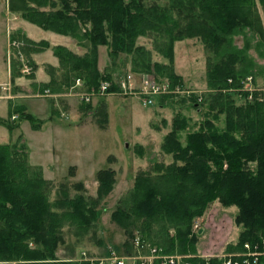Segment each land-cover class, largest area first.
Instances as JSON below:
<instances>
[{"label": "trees", "instance_id": "1", "mask_svg": "<svg viewBox=\"0 0 264 264\" xmlns=\"http://www.w3.org/2000/svg\"><path fill=\"white\" fill-rule=\"evenodd\" d=\"M8 8L44 30L70 36L89 48L79 55L63 45L54 47L65 79V85L59 84L65 90L77 79L84 90L112 81L114 72L98 68L101 45L109 49L113 60L131 55V72L166 81L172 92L187 89L174 69V43L195 37L204 45L209 90L199 98L168 93L156 99L162 103L178 97L194 103L196 109L205 107L203 121L182 144L179 131L187 119L176 116L161 146L173 162L140 170L133 187L117 202L111 219L126 235L124 243L114 247L117 253L147 254L155 247L163 254L191 255L185 260L190 264H222L219 257L198 256L197 234L192 231L194 221L215 199L238 208L234 222L241 230L225 253L244 252L245 243L264 239V98H257L264 93L248 100V93L240 90L257 67L250 49L263 57L264 0H8ZM139 37H149L168 63L153 61L151 51L137 43ZM12 38L22 41L20 50L28 57L49 47L46 41H34L19 31ZM18 64V58L11 60L12 82L21 75ZM55 82L52 77L41 91L57 92L60 86ZM116 88L112 85L110 90ZM241 96L245 101L236 100H243ZM9 101L8 116L0 117L1 125L13 131L21 120H28L32 129H40L45 120ZM220 117L222 127L215 123ZM28 153L21 136L14 143L0 144V264H91L59 257L58 250L66 242L64 226L69 223L85 232L93 226L99 203L114 188L115 171H97L95 197L51 201L52 182L29 163ZM108 254L105 248L101 257Z\"/></svg>", "mask_w": 264, "mask_h": 264}, {"label": "rangeland", "instance_id": "2", "mask_svg": "<svg viewBox=\"0 0 264 264\" xmlns=\"http://www.w3.org/2000/svg\"><path fill=\"white\" fill-rule=\"evenodd\" d=\"M7 10V0H0V96L5 98H0V116H8L10 93L12 96H25L26 93L34 95L21 98L13 96L10 99L13 105L24 104L28 112L37 118H44L53 109L56 111L52 113L53 119L47 121L41 130H33L28 120H21L19 127L13 131L0 125V143H14L20 136L24 138L30 149L29 163L42 165L39 166L42 176L52 182L51 201L77 195L88 199L95 197L98 186L97 171L103 168L115 171L114 188L99 203L97 221L86 232L69 223L65 224L66 242L58 250L59 257H72L78 261L84 253L89 258H101L105 248L114 249L126 240L124 231L112 222L111 213L119 199L133 187L136 174L140 170L151 169L156 163L173 162L172 155L165 153L161 146L165 135L172 129L174 118L179 115L187 119L185 128L179 131L180 141L185 144L188 134L198 129L203 121L205 107L196 109L194 103L189 104L178 97L147 105L137 95L110 94L91 96L90 101L86 102L90 108L80 109V102H84L80 97L42 96L52 93L47 88L48 91H41L45 85L44 79L49 77L55 78L56 82L53 84L60 86L57 88L58 92L65 90L62 86L65 85L63 70L59 68V61L54 56V47L63 45L79 55H83L89 48L79 46L77 40L70 36L44 30L16 13L10 11L7 15ZM6 24L10 25L9 32ZM21 28L27 29V35L24 34L26 37L29 36L37 42L46 41L49 47L32 51L29 57L26 56L20 50L22 41L12 38L13 31ZM186 39L195 41L197 38ZM186 39L174 43V69L183 78L185 85V78L192 74L196 79L192 80V86L198 90L206 89L189 95L199 98L198 95L209 90L206 83L207 55L199 39L195 43L190 40L186 42ZM137 43L151 51L153 61L168 63L154 49V43L149 37H139ZM237 45H243L241 37L237 39ZM261 53L263 57L250 49V54L257 62L256 69L260 71L251 80L254 87L264 91V47ZM17 58L21 75L10 82L11 60ZM190 60L197 62L198 66V70L193 73H190ZM132 65L131 55L122 54L113 60L109 57L106 46L98 47V68L103 73L114 72L112 79L116 75L131 72ZM23 67L30 68L29 73L22 72ZM244 87L246 86L243 85ZM235 98L239 102L246 99L242 96L240 98L243 100ZM52 99H56L58 112ZM215 123L222 127L221 117ZM237 211V206H224L218 199L208 204L204 214L194 221L192 228L197 234L198 255L225 253L226 246L237 239L241 230V226L234 222Z\"/></svg>", "mask_w": 264, "mask_h": 264}, {"label": "built area", "instance_id": "3", "mask_svg": "<svg viewBox=\"0 0 264 264\" xmlns=\"http://www.w3.org/2000/svg\"><path fill=\"white\" fill-rule=\"evenodd\" d=\"M15 45V41L13 42ZM25 66V65H24ZM30 68L23 67L22 72L29 73ZM248 81V83H247ZM82 81L80 79L76 80V86H81ZM112 85L117 88L115 90H110ZM244 87L242 90L248 93V99L251 100L255 96V93H263L264 91L258 90L256 87L251 85V77H248L244 81ZM171 91L169 89L168 83L163 80H158L151 75L139 74L135 75L132 73H127L119 77H115L112 81H104L100 84L97 89H91L90 92L79 94L81 98L85 101H89L91 96L94 95H108V94H123V95H137L144 104L153 105L155 99L159 95H164L168 93H183L185 91L180 88ZM259 98H262L259 95ZM13 119L15 116L12 117ZM197 223L195 226L197 227ZM136 248L139 247L138 240L135 241ZM244 252L241 253H223L217 255L221 260L222 264H264V239L261 242L250 244H244ZM188 255L179 254H163L160 249L152 247L149 249L148 254H131V255H121L116 253L115 250L111 249L110 254L101 258H89L83 256L80 260L88 261L91 264L96 262L98 264H155L158 261L159 264H190L185 261ZM201 257L206 258L207 255H201Z\"/></svg>", "mask_w": 264, "mask_h": 264}, {"label": "crops", "instance_id": "4", "mask_svg": "<svg viewBox=\"0 0 264 264\" xmlns=\"http://www.w3.org/2000/svg\"><path fill=\"white\" fill-rule=\"evenodd\" d=\"M7 5H8V0H7ZM9 9V8H8ZM9 12H10V10H7V15L9 14ZM6 25H8V24H6ZM26 30V31H25ZM7 31L9 32L10 31V25H8L7 26ZM21 32L22 34H25V35H27V29L25 28V29H23V28H21V29H18V30H16V31H13V33H16V32ZM28 38H31V37H29V36H27ZM32 39V38H31ZM34 40V39H33ZM187 41L186 42H188L189 40L191 41V42H193V43H195L196 42V40L197 39H195V41H193V39H186ZM198 41V40H197ZM7 42H8V39H7ZM56 58V57H55ZM57 63H58V61H57ZM201 65H203V61H202V64ZM53 66H55V65H53ZM189 66H190V73H191V71H192V73L194 72V71H197L198 70V66H197V62H195L194 60H190L189 61ZM256 72H260L258 69H256L255 70V75H259V74H256ZM256 77V76H255ZM45 81H43V83L44 84H47L49 81H50V77L49 78H46V79H44ZM185 82H186V88L188 89V91H190V93L188 94V96L190 95V94H195V93H197L198 91H204V90H206V89H204V90H198V89H195L193 86H192V84H193V81L192 80H196L195 78H194V76L192 75V74H189L188 75V77L187 78H185ZM10 82H12L11 81V77H10ZM257 85V84H256ZM259 85H262V84H259ZM258 86V85H257ZM49 90V89H48ZM48 90H45V91H48ZM50 91V90H49ZM66 91V92H65ZM83 91H85L84 90V87H76L74 84L70 87V88H68V89H66V90H64V91H62V92H52V93H50V94H44V95H42V96H45V97H50V98H58V97H78L79 98V96L77 95L78 93H81V92H83ZM45 93V92H44ZM49 93V92H48ZM9 96H10V98H12L13 99V96L14 97H19V98H21V97H33L34 95H28L27 93L25 94V96L24 95H21V96H19V95H16V94H14L13 96L11 95V93L9 94ZM0 98H4L3 96H0ZM5 99V98H4ZM11 99V100H12ZM8 100H10V99H8ZM55 100V101H54ZM56 102V99H52V104H53V106L57 109V103H55ZM13 103V102H12ZM82 103H84V102H80V109H89L90 107H86L85 105H81ZM15 105V104H14ZM16 106V105H15ZM22 106H24L25 108H26V111L28 112V110H27V107L23 104ZM54 111H56V110H54L53 109V112H49V115H46L44 118H38V119H41V120H45V122L41 125V127H40V130L42 129V126L43 125H45L46 123H47V121H50V120H52L53 119V116H52V113H54ZM57 112H58V109H57ZM29 113V112H28ZM0 117H2V116H0ZM2 118H6V117H2ZM37 118V117H36ZM1 125V124H0ZM1 126H4V125H1ZM5 127V126H4ZM6 128V127H5ZM17 129V128H16ZM15 130V129H14ZM34 130V129H33ZM23 140H24V138H23ZM16 141V140H15ZM25 141V140H24ZM26 143V142H25ZM0 144H3V143H0ZM10 144V143H9ZM27 144V143H26ZM27 146H28V144H27ZM28 151H29V161H30V149H29V146H28ZM30 164L31 165H33V166H37V167H39V166H41L42 167V165H37V164H32L31 162H30ZM40 168V167H39ZM41 169V168H40ZM42 170V169H41ZM100 170V169H99ZM43 173V172H42Z\"/></svg>", "mask_w": 264, "mask_h": 264}]
</instances>
